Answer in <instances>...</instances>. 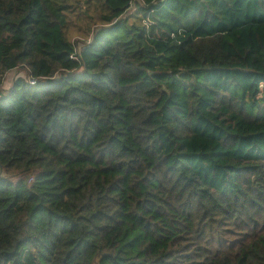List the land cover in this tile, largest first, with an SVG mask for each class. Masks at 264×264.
Returning a JSON list of instances; mask_svg holds the SVG:
<instances>
[{"label": "trees", "instance_id": "16d2710c", "mask_svg": "<svg viewBox=\"0 0 264 264\" xmlns=\"http://www.w3.org/2000/svg\"><path fill=\"white\" fill-rule=\"evenodd\" d=\"M0 264H264V0H0Z\"/></svg>", "mask_w": 264, "mask_h": 264}, {"label": "rangeland", "instance_id": "374dc122", "mask_svg": "<svg viewBox=\"0 0 264 264\" xmlns=\"http://www.w3.org/2000/svg\"><path fill=\"white\" fill-rule=\"evenodd\" d=\"M70 33H72V32H70ZM70 38H71L72 41H78L77 39H79V38L75 37L74 34H71ZM77 47H79V43H78ZM17 77H21L22 78L23 75L21 73H16L15 71L8 72L6 74V76H5V78H4L3 83H2L3 87L7 88L8 85L10 84V82L13 81Z\"/></svg>", "mask_w": 264, "mask_h": 264}, {"label": "built area", "instance_id": "2783aa9c", "mask_svg": "<svg viewBox=\"0 0 264 264\" xmlns=\"http://www.w3.org/2000/svg\"><path fill=\"white\" fill-rule=\"evenodd\" d=\"M73 52L75 53V50ZM70 58L73 59L72 56H70ZM28 81H29V84H34V79L29 78Z\"/></svg>", "mask_w": 264, "mask_h": 264}]
</instances>
